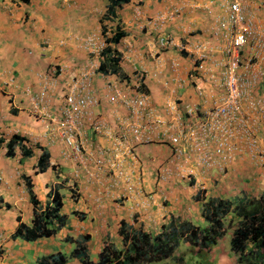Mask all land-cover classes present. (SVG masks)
<instances>
[{"label": "crops", "instance_id": "0c3cea01", "mask_svg": "<svg viewBox=\"0 0 264 264\" xmlns=\"http://www.w3.org/2000/svg\"><path fill=\"white\" fill-rule=\"evenodd\" d=\"M229 1L129 0L110 16L108 0H0V264H36L39 257L57 251L67 256L65 264H80L68 257L75 240L86 236V253L94 260L103 244L120 246V221L151 233L170 221L203 227L207 222L201 210L207 198L235 204L264 193V157L260 164L245 153L235 154L220 173L197 165L187 143L179 145L181 154H172L168 139L189 122L186 107L200 112L222 97L229 30L218 25ZM239 2L254 31V39L241 51V67H247L239 71L256 78L247 98L260 100L264 0ZM117 30L124 34L118 41L104 42ZM160 39L168 43L160 46ZM99 46L115 50L117 71L91 74L89 92L97 104L80 119L76 138L82 150L73 154L58 133L57 120L65 92H85L77 87L78 80L89 60H98ZM140 93L146 106L137 113L108 100ZM247 106L242 99V111L260 146L264 105L258 111ZM93 119L103 122L108 132L96 133ZM138 125L144 126L145 140L128 130ZM13 134L24 140L7 156L5 143ZM42 152L48 155L46 167L35 172ZM99 158L118 160L122 174L105 161L97 165ZM25 180L37 208L54 191L61 196L66 220L52 236L11 238L17 218L29 224L33 215ZM229 236L226 232L212 247L222 250L227 264H239L231 263L226 243L220 244L225 238L228 243Z\"/></svg>", "mask_w": 264, "mask_h": 264}, {"label": "trees", "instance_id": "16d2710c", "mask_svg": "<svg viewBox=\"0 0 264 264\" xmlns=\"http://www.w3.org/2000/svg\"><path fill=\"white\" fill-rule=\"evenodd\" d=\"M129 0H108L107 14L114 15L116 7ZM104 30V29H103ZM123 32L116 31L107 41H118ZM97 71H117L118 56L115 50L103 47L100 51ZM24 140L16 134L11 135L6 143L5 154L11 156L13 148ZM4 139L0 136V142ZM28 150L22 151V155ZM48 155L39 154L35 172H41L46 167ZM29 199L34 207L29 224L20 222L11 233V238L24 241H34L38 238L49 237L60 229L66 220V215L61 213V196L57 191L49 195V201L39 208L38 201L31 190L28 180H25ZM201 216L207 225L198 227L188 222L170 221L162 225L157 233L144 231L140 228L132 229L124 221H120L118 234L120 246L105 243L94 260L86 253L83 240H75V246L68 257L76 258L80 264H149L166 259L172 255L180 240L186 241L188 246L195 251L208 249L232 226L228 241V250L234 254L235 262L239 264H264V193L257 198H241L237 203L222 198H207L202 204ZM228 217V218H227ZM225 220L227 223H225ZM71 240L65 237V241ZM67 256L62 252L49 253L36 260V264H65Z\"/></svg>", "mask_w": 264, "mask_h": 264}, {"label": "built area", "instance_id": "2783aa9c", "mask_svg": "<svg viewBox=\"0 0 264 264\" xmlns=\"http://www.w3.org/2000/svg\"><path fill=\"white\" fill-rule=\"evenodd\" d=\"M218 27L229 30L225 36L226 43L223 47L225 65L222 76V97L209 109L200 112H197L195 108L186 107L185 113L189 122L168 136V139L171 143L172 154H181L182 150L179 145L187 143L190 151L196 154L197 165L223 173L225 164L233 159L235 154L245 153L249 157L259 160L257 163L262 164L264 137L262 145L259 146L258 140L249 127L248 117L242 111L241 101L246 99L247 107L257 110L258 105H264V98L260 100L247 98L256 78L246 77V73L239 71L240 68L247 67L246 64L241 67L242 48L247 42L254 39L253 27L245 17L239 0H231L227 3L225 17L219 22ZM167 43V40H159L160 46L164 47ZM101 49L99 46L96 53L98 60H89L87 67L80 74L77 87L85 92L83 94H75L72 90L65 92L64 107L57 120L58 133L73 154H80L82 150L81 142L76 138L80 119L85 115L87 109L97 104L96 98L90 94L89 90L91 74L94 70L97 71L101 59ZM108 100L118 101L133 113L140 112L146 106V97L142 93L131 99L113 95ZM90 125L96 133L108 132L104 123L97 119L91 120ZM128 130L136 138L143 140L147 138L143 134L144 126H129ZM116 155L114 154V157ZM103 161L113 167L118 176L122 174L118 167V160L99 158L96 160V164L102 166Z\"/></svg>", "mask_w": 264, "mask_h": 264}, {"label": "rangeland", "instance_id": "374dc122", "mask_svg": "<svg viewBox=\"0 0 264 264\" xmlns=\"http://www.w3.org/2000/svg\"><path fill=\"white\" fill-rule=\"evenodd\" d=\"M225 223H227L226 220ZM231 228L232 226L229 227V229H227L226 232L230 233ZM226 236L227 235H225V237ZM227 240L228 239L225 238L220 243L223 246L224 243H226L225 249L228 248ZM214 250L215 248L213 249V247L211 246L208 249H200L199 251H195L194 248H191V246L185 245L182 241H179L178 246L174 251V254H172L166 259L160 260L158 262H151L149 264H219L218 261L220 260V258L223 259V261L220 264H227V261L224 258V253L222 252V250L221 249H217L216 251ZM229 256L231 257V263L233 262L235 263V259H236L235 255L230 253ZM179 259H181V261Z\"/></svg>", "mask_w": 264, "mask_h": 264}, {"label": "clouds", "instance_id": "9594fccd", "mask_svg": "<svg viewBox=\"0 0 264 264\" xmlns=\"http://www.w3.org/2000/svg\"><path fill=\"white\" fill-rule=\"evenodd\" d=\"M180 241H182V240H180ZM184 242V241H183ZM188 244V243H187ZM175 251V250H174ZM174 251H173V253L172 254H174ZM180 261H181V259H179Z\"/></svg>", "mask_w": 264, "mask_h": 264}]
</instances>
